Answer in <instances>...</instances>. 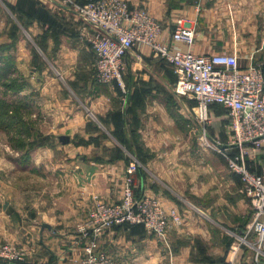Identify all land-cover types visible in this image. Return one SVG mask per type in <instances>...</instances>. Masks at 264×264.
Masks as SVG:
<instances>
[{"label":"crops","instance_id":"1","mask_svg":"<svg viewBox=\"0 0 264 264\" xmlns=\"http://www.w3.org/2000/svg\"><path fill=\"white\" fill-rule=\"evenodd\" d=\"M62 1L0 0L2 8L14 9V24L20 29L18 43L6 34L0 39L6 44L0 49V80L53 83L56 90L39 96L43 103L46 95L52 112L47 107L36 113L41 114L42 126L47 127L44 123L50 120V131L70 137L68 143L60 141L65 147L59 150L69 153L65 160L55 156L56 149L45 151L42 147L32 157L56 180H67L68 192L58 202L10 207V183L16 173L10 157H0V202L4 203L0 207V244L23 247L28 264H78L86 256L84 247L88 243L78 226L87 218L93 199L121 201L129 165L136 162V191L157 197L166 211L174 209L182 214L183 222L173 226L164 240L139 225L129 231L124 227L109 229L101 236L99 246L114 264H229L232 247L236 246L235 264H243L245 248L238 245L236 236L246 227L252 241L256 238L248 225L252 208L240 177L229 169L222 154L217 152L207 162L187 156L189 148L183 135L187 138L193 128L196 102L174 92L176 77L172 68L145 46L125 57V90L93 81L95 56L88 36L95 28ZM125 1L131 7L147 8L163 23L164 44L188 50V46L172 39L175 22L182 17L196 22L192 47L196 54L235 55L244 68L264 64V0H211L202 2L201 9V0ZM0 19L5 22L1 35L11 29L12 23L8 18ZM30 32L42 40L38 68L32 65V51L23 40ZM67 84L86 104L91 102L93 116L100 120L99 127L108 139L91 138H97L100 129L76 106L70 94H65ZM212 111L214 133L223 142L214 140L222 150L230 148L225 130L227 113L221 108ZM76 136L84 140L76 142ZM103 148L116 153L104 154ZM229 152L237 153L234 148ZM263 159V155L258 156L255 164ZM28 166L21 164L15 171ZM45 224L48 226L44 228ZM251 259L248 257L249 264H264V254Z\"/></svg>","mask_w":264,"mask_h":264},{"label":"built area","instance_id":"2","mask_svg":"<svg viewBox=\"0 0 264 264\" xmlns=\"http://www.w3.org/2000/svg\"><path fill=\"white\" fill-rule=\"evenodd\" d=\"M63 1L84 23L95 28L88 42L94 51L98 83L115 84L125 90V57L139 46H145L173 69L174 92L196 102L195 122L202 127L203 138L206 139L207 129L212 125V106L221 105L226 109L232 135L227 144L237 153L232 155L230 148L222 150L218 143L217 151L242 181L253 210L250 230L257 236L255 242L243 241L260 258L264 248V161L255 164V160L264 156V64L244 68L235 55L196 54L192 50L196 22L192 20L181 17L174 25L172 39L188 46L184 51L162 43L163 23L145 7H131L125 0H89L83 4L76 0ZM208 1L211 0H201L198 8ZM138 169L136 162L129 165L121 203L109 205L97 201L85 221L79 224V232L88 243L86 256L78 264H114L105 252H97L101 236L113 227L143 224L157 238L168 237L172 226L158 200L135 194L134 174ZM171 216L174 224L181 223L175 210ZM237 252L238 247H232L229 264H235ZM0 264H28L25 251L12 243L0 244Z\"/></svg>","mask_w":264,"mask_h":264},{"label":"rangeland","instance_id":"3","mask_svg":"<svg viewBox=\"0 0 264 264\" xmlns=\"http://www.w3.org/2000/svg\"><path fill=\"white\" fill-rule=\"evenodd\" d=\"M45 4H47L46 1L44 3V6ZM62 4H64V6H67L69 8V5L65 4L64 1H62ZM1 5L2 4L0 3V18H3L4 20L8 18L9 23L11 20L12 24H11V29H8L7 31H5L4 34L1 33L0 39H3L4 35L6 34L15 43H18L20 40L19 38L20 29L17 24H14L15 23L14 22L15 21L14 20L15 11L11 6L10 8L12 10L9 8L7 10V8H4V7L2 8L3 5L2 6ZM32 8H30V10H32ZM4 23L2 22V19H0V29H1L0 32H3L4 30L3 28ZM24 37L25 36L23 34V38ZM23 40L25 41L27 40L26 45H28L29 47L28 50L32 51V54H33L32 65H34L35 68H38L39 66L36 64L39 62L40 58L42 59V56H41L42 40L39 37H37L33 32L29 33L28 39L25 37V39ZM5 46L6 44L4 42L0 43V49H4ZM45 62H47V60H45ZM91 73H92L91 74L92 80L96 82L94 64H93ZM47 82L46 80H30V83L28 80H0V157H10V161L14 163L15 170H17L16 168H19L21 164L29 165L26 170H21V169H19L18 171L14 170V173H16V175L14 176L13 181L10 183L13 189V194L9 198V203H8V205H11L10 207H18V208L29 207L31 208V207L36 206L37 202H41V203L42 202H46V203L58 202L62 200L64 195L68 192L67 180H64V181L60 179L56 180L55 177L53 176V173L51 171H48V168L45 167V165L42 164L43 166L39 167V165L36 164V161L35 163L34 161H32V157L34 153L36 151L40 152V150L37 149L38 147H42V149H44L45 151H47L48 149H56L55 156L61 157L64 160L68 158V154H69L65 151L62 152L61 150H59V148L64 150L63 148L65 146L63 143L60 142L58 137L62 135H66V134L61 131L60 133L50 131L52 129L51 128L52 122L50 120H47V122L44 123V124H47V127L42 126L40 123L41 114L38 115L36 113L38 109H41V112H42V108H47V107L52 112L51 102H48L46 100V95L43 100V103L41 99L39 98V96L42 97L44 92H47V91L51 92V90L53 89L56 90V87H54L53 83H49L48 85H46ZM51 82H53V80ZM11 84L14 85V87L12 89H8L7 86ZM67 85L69 87V90L67 89L65 94L69 93L70 97L73 99L76 106L79 109H81L86 115H88L89 120L92 122L93 125L95 126L98 125L99 127L100 120H98L97 118L93 116L91 102H89V104H86L87 102H85V99H83L79 94H77V91L73 89L69 84ZM71 91H74V93H72ZM22 98L24 99L23 102L21 101ZM10 112H17V113L15 115L11 114L12 116H14V119H11L10 121H8L9 123L6 124L5 122L8 120L7 115ZM227 117L230 122L228 114H227ZM4 123L6 126H3ZM213 124H214V121L212 125L208 127L207 134H206L207 137L205 139L203 138L202 127L193 121V124H192L193 128L189 129L188 134H187L188 137L186 138L183 135V140L187 141L188 148H189L187 151V156L192 157L194 159L197 156L198 159H203V161L207 162L208 160L212 159L213 155L217 154L218 152L217 143L218 142H215V140L219 142H223V141L219 139L218 137H216L217 134L215 135L214 133L215 127H213L214 126ZM225 127L226 126H224V128ZM99 129H96V130L98 131ZM101 129L98 131L99 136L97 138L96 137L94 138L91 137V138L94 140L98 139L96 141H99L100 137L108 139L107 138L108 134L102 132L103 130L101 131ZM225 130L227 131V134L230 136V139H229V142H230L232 135H231V131L229 128V123H228V127L225 128ZM221 132H222V129H221ZM92 139L90 140L93 141ZM79 140L83 141L84 138L81 136H76V142H79ZM190 149H193V151L189 152ZM112 151H113V154L116 153L114 149L111 150V149L103 148L104 154H106L107 152L111 154ZM135 174H134V185H135ZM125 188L126 186L123 185V196L125 194V191H124ZM16 190L19 192L17 193ZM134 190L136 192L135 194L138 196H145V197L157 199L159 205L166 213L165 215L168 216L170 226L176 227L182 224L183 216L178 211L175 210L177 215L181 219V223L174 224V219L171 216V211L174 209L168 212L166 211L164 205L161 203V201L157 197L146 194V193L142 195L138 193V191H136L137 189L134 188ZM122 199L119 202H107L99 197H96L93 199L94 204H93V207L90 209L88 215L93 210L97 201H101L104 204L117 205L122 202ZM2 204L4 203L0 202V207H2ZM252 216H253V210H251V214L249 217V223H248L249 226L252 223V219H253ZM134 226L130 227L129 225H123V226H117V227H124L127 231H129ZM139 226H143L146 232H148L147 228L143 224H139ZM113 228H116V227H113ZM78 231H79V228H78ZM251 237H252V233L248 232V229H246L245 227V230L243 233L237 234L236 236L237 243H241L242 246L247 248L248 245L246 244V242L243 241V239H248L251 242H255L257 240V236L253 241H252L253 238ZM161 240H164V239H161ZM18 247L24 250L23 247H20V246ZM98 250L97 252L101 251L100 246ZM262 251H263L262 253L263 255L264 248H262ZM256 252L257 251H255V255H256ZM25 254H26V251H25ZM26 259H27V254H26Z\"/></svg>","mask_w":264,"mask_h":264},{"label":"trees","instance_id":"4","mask_svg":"<svg viewBox=\"0 0 264 264\" xmlns=\"http://www.w3.org/2000/svg\"><path fill=\"white\" fill-rule=\"evenodd\" d=\"M80 3V2H79ZM81 4H83V3H81ZM173 70V69H172ZM174 73V72H173ZM176 77V76H175ZM175 83H176V81H175ZM14 87V85H8L7 86V88L8 89H12ZM218 108H221L223 111H225V113H227V111H226V109L225 108H223V106H221V105H213L212 106V108H211V112H213L212 110H214V111H216V112H218L217 110H218ZM17 112H10L7 116H8V120L5 122L6 124H8L9 122L8 121H10L11 119H14V116H12L11 114H16ZM5 123L3 124V126H6L5 125ZM139 170V169H138ZM137 173V172H136ZM244 247V246H243ZM245 248V257H244V263L243 264H249L248 262H247V260H248V257H250V258H252L253 259V257H254V255H255V251L252 249V248H250L249 246H247V248L246 247H244ZM251 259V260H252Z\"/></svg>","mask_w":264,"mask_h":264},{"label":"water","instance_id":"5","mask_svg":"<svg viewBox=\"0 0 264 264\" xmlns=\"http://www.w3.org/2000/svg\"><path fill=\"white\" fill-rule=\"evenodd\" d=\"M60 141L63 142V143H68L70 142V137L69 136H66V135H62L59 137ZM48 225L45 224L43 227H47Z\"/></svg>","mask_w":264,"mask_h":264}]
</instances>
